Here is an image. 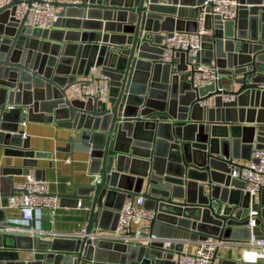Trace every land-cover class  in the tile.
Here are the masks:
<instances>
[{"label":"water","instance_id":"95a60500","mask_svg":"<svg viewBox=\"0 0 264 264\" xmlns=\"http://www.w3.org/2000/svg\"><path fill=\"white\" fill-rule=\"evenodd\" d=\"M205 1L64 2L55 4L61 11L51 30L15 20L19 0L0 8L3 154L22 158L27 175L42 154L29 147L25 121L70 130L61 150L85 155L89 177L57 197L90 203L82 237L0 227V264H175L183 244L165 249L108 237L124 202L136 197L154 212L150 233L162 223L184 241L264 235V191L251 204L243 182L230 176L234 161L248 162L253 149L264 148V0H238L232 21L211 16ZM186 9L196 14L185 20ZM201 13L209 34L199 55L161 64L160 33L195 32ZM199 65L215 66L219 77L193 90L188 77ZM91 68L108 79L107 97L72 98L70 86ZM34 176L43 179L38 170ZM12 195L13 186L0 194V211ZM250 209L259 211L252 231ZM0 225L12 224L3 217Z\"/></svg>","mask_w":264,"mask_h":264},{"label":"built area","instance_id":"2783aa9c","mask_svg":"<svg viewBox=\"0 0 264 264\" xmlns=\"http://www.w3.org/2000/svg\"><path fill=\"white\" fill-rule=\"evenodd\" d=\"M12 1L0 0V8ZM19 1L14 15L15 20L24 19V26L30 29L51 30L61 11V8L55 4L75 3L77 0ZM28 2L31 4L28 5ZM204 6H208V13L211 16H219L222 21H232L237 16L239 3L238 0H206ZM208 33L204 28V13H201L197 18L195 32L174 31L164 36L160 43L162 49L160 63L169 64L178 59L181 54L190 58L198 56L202 51L203 39ZM218 77V69L215 66L199 65L195 73L188 77V81L192 89L196 90L214 84ZM83 80L90 81V83H84ZM108 89V79L100 73L99 69L91 68L86 78L77 79L70 86L69 95L81 101L91 98L103 100L107 97ZM209 102L213 103V98H210ZM206 104L202 102L200 106L204 107ZM230 176L243 182L244 193L249 194L251 204H256L261 191H264V148L253 149L248 163L233 167ZM6 204L7 208L18 210L20 216L18 219L8 220L12 224L11 226L0 225V227H6L7 230L12 231L40 234L43 212L49 211L52 216L55 215L60 208V199L49 192L48 184L45 181L38 180L34 174L29 173L25 176L24 182L13 186V195L7 198ZM81 206V202H77L76 207L80 209ZM153 217L154 212L145 208L142 197L128 199L118 211L115 229L108 233V237L123 239L137 245L162 243L165 249L178 243L148 233L140 227L142 224L150 222ZM258 217V209H250L248 228L251 231L256 228ZM85 234L86 225L81 228L77 236L82 237ZM92 235L95 234L92 233ZM223 242L216 237L208 236L193 252H188V243H186L185 248L183 246L181 253L175 259V264H213L216 248ZM240 261L244 264H264V235L256 236L251 232L250 239L244 242Z\"/></svg>","mask_w":264,"mask_h":264},{"label":"crops","instance_id":"0c3cea01","mask_svg":"<svg viewBox=\"0 0 264 264\" xmlns=\"http://www.w3.org/2000/svg\"><path fill=\"white\" fill-rule=\"evenodd\" d=\"M193 8V7H188ZM194 9H186L185 20L193 17ZM165 36L164 33H160ZM209 34V33H208ZM207 34V35H208ZM81 80L83 78L77 77ZM22 128V127H21ZM24 136L28 138L29 147L42 155L36 159V168H30V174L38 170L42 180L48 184L49 192L53 195L71 194L73 184H84L88 181V166L83 154L74 152L70 157L61 149H64V140L71 136L70 130L58 127L53 123H27L22 128ZM70 161V163H67ZM238 166L246 165L247 161H234ZM24 165L23 159L14 156H5L0 147V194H8L12 186L24 182L25 176L19 170ZM17 170L20 172L18 173ZM60 199V198H59ZM128 200V199H127ZM4 200L0 199V206ZM77 202L82 206L78 209ZM74 203L72 200L60 199V208L55 215L49 211H44L40 222L41 233L51 236L75 237L81 231L83 226H87L85 211L89 208V202L79 200ZM119 203V201H118ZM1 210V208H0ZM20 216L18 210L5 207L0 211V220L6 217L8 220L18 219ZM107 224V221H106ZM141 228L150 233V222L142 224ZM134 229V228H133ZM261 231V230H260ZM153 233L160 238H166L183 246L188 243V252H193L203 241L197 237L187 238V241L181 240V231H174L169 226L162 223H156ZM259 233V231L257 230ZM262 232V231H261ZM181 236V237H180ZM180 238V239H179ZM244 242L224 241L216 248V256L213 264H222L223 260H241ZM185 248V246H184ZM177 258L176 254L174 260Z\"/></svg>","mask_w":264,"mask_h":264}]
</instances>
